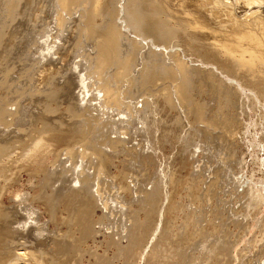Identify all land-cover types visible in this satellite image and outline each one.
Wrapping results in <instances>:
<instances>
[{"label":"bare ground","instance_id":"bare-ground-1","mask_svg":"<svg viewBox=\"0 0 264 264\" xmlns=\"http://www.w3.org/2000/svg\"><path fill=\"white\" fill-rule=\"evenodd\" d=\"M1 1L0 3L2 4L3 2ZM23 1L24 0H5L4 5L0 4L3 6L0 7V264H86L91 259L88 258L86 263L83 262L84 258L82 260L80 254L84 255L85 252H87L89 256H92L91 258H94L93 260L96 264H114L112 254H114V258L117 260L119 258L128 259L130 255L134 257L137 255L135 259L133 257L132 260L141 259L142 251L145 253L147 249V246L144 249L146 242L143 243L146 228L145 226L143 228L141 224H143V219L145 223L146 220L149 222L148 219L153 218L154 215H157L156 212L160 211L158 204L162 201L160 202L159 200V198H161L159 182L164 179L162 174L166 175V172H164L166 170L160 171L162 177L159 175L151 178L148 177L146 181L144 180L143 184L141 183L142 185L139 183V186H136L138 188H134L132 191L126 189L131 192V199L128 197L129 201L127 203L126 201L121 203L120 200L117 202L115 201L114 204L113 202L110 203L115 206H110L106 203L99 205L100 203L97 201L98 195L96 196V192L94 193L92 191L93 185L91 184V179L94 177L92 180H96L100 177V179L103 180V184L107 183L117 188L120 187L121 190L122 185H119L123 183L117 180L114 175H111L109 171V166L114 165L115 160H118L120 156L123 157L124 163L129 162H125V160L130 159L133 161V163L131 162L133 165L135 162L137 163L135 166H139L142 169L145 167L147 169V166L150 167L153 166V164L155 166L156 164L153 162H155L156 156L158 155H156V151L158 150L156 144L160 141L158 138L162 139L164 137L162 134V137H160L158 133L160 132L161 125L159 126V124L161 123V118L165 116L166 113L161 116L160 113L162 112L160 111H165L169 108L170 111L172 109V111H176L174 109L178 110L179 115L176 114L177 111L175 113V115H178L176 119H184L190 123V125H187L189 126V130H187L189 131V133H187L188 137L192 135V138H194V140L196 139L194 144L192 143L191 145L193 146L190 152L192 159L194 156H198L199 149L211 152L213 146L216 147L215 144L222 147L217 146L218 149L221 148L223 151L228 150L230 158L231 154L236 151L235 145L237 146L238 144L237 138L245 141V138L251 135L248 128V122L251 121L250 113L253 111L257 113L258 119L256 120V125L257 127L264 128V63L260 56L263 54L261 53L264 50L263 46L261 47L263 50H260V52L258 51L262 44L263 39H261V36L263 35L261 34L264 30L262 29L263 31L261 30V34L258 35L260 37L255 35L256 32H254V30H256V25L254 26L255 29L253 28L251 30L254 33H250V30L249 32L247 30H245L246 32L243 31L245 34L242 36L246 38L253 47V49L248 47L247 49L250 48L249 51H245L249 53L248 60H246V58L233 57L231 54L230 57L226 53V56L232 59L227 60V58L220 53L221 50L218 51L219 49L217 51L214 50V53L211 50V54L208 52V54H202L200 53V49H195V46L191 43L183 45L190 51H193L191 53L197 55L198 58H196L195 62L186 64L184 55L181 54L180 50L176 49L178 45L176 43H179V40L177 38L178 34H175L174 31L178 29H175L174 23L172 24L168 12L164 9L161 0H114L113 4H109L108 1L110 0H54L55 3H60V10L58 13H63V16L67 14L70 15L73 11L79 12L77 27H74L78 30V38L85 37L89 42H92V51L90 50L86 59L81 62V64L79 62L77 65V68L80 70L70 65L73 62L68 63L73 69L70 66L69 69H65L67 65L64 67V63L59 67H55L54 65H56V63L54 64V60V62L50 61L51 58L50 60L47 58L45 60L47 54L38 55V59L34 62L35 65L34 63L32 64V70L35 69L36 73L38 71L36 75H39V78L41 75L43 77L45 76L47 81L46 86L44 85L45 83H43L45 87L43 86L44 88L39 89V83V85L33 84V86H37V88L32 90H19L18 85L13 84L16 80H13V66L9 63L7 55L9 53V43L15 37V27L18 23L21 24L22 22V20L18 21L17 18L22 14L21 9ZM250 1L253 2L255 0H248L247 3L249 4ZM260 1L261 0H257L258 4ZM23 15L26 14L24 13ZM27 15V17H31L29 13ZM39 17V15L36 16V18ZM228 17L227 15L226 19ZM263 17H261L262 20ZM64 18H66V16ZM15 20L17 21L13 26L12 23H14ZM25 20L28 21L30 18H28V20L26 18ZM251 21L248 23H251ZM35 22L36 21H34V23ZM261 22L262 21L259 22V25H261ZM242 23L243 22L239 24L242 26ZM253 24L254 23L249 24L251 26L248 27V29L253 27ZM37 25L39 24H36V26ZM33 26H35V24ZM238 27L240 26L238 25ZM243 28L240 30L242 31L247 27ZM260 28H262V26ZM183 29H185V27ZM256 31H258V29ZM257 34H259V32ZM175 38L177 39L175 40ZM37 42L39 43L38 40ZM185 46L184 48L186 49ZM213 48L215 49V47ZM219 54L224 58L220 57ZM262 63L263 65H261ZM80 71H83V73L80 74ZM28 72L29 71H27V73ZM240 72H242V74H240ZM33 75L32 73V76L30 75L29 78L35 81ZM228 76L230 79L231 77L235 78L236 82L229 81L226 78ZM10 88L13 89V93L16 97L11 96L12 92L10 93ZM75 88L78 89L77 94H74L76 93L74 92ZM133 89L137 92L136 95L133 94ZM247 89L249 91H247ZM27 93L29 97L40 95L43 97V103L40 104V111H42V113H37V115L35 111H32V113L35 112L37 115V117L33 116V123H29L31 119L29 120L27 118L28 110L26 105H24L25 103H23L25 100L23 98ZM204 95H207L209 98L206 99ZM38 101L41 102L40 99H38ZM93 101L96 103L94 102L95 104H93ZM62 109H65V111L63 112ZM241 113H243L242 115L245 113L247 122L242 119ZM30 115L32 114L30 113ZM156 116L161 117L156 118ZM64 117H68L69 121L65 120ZM164 118L162 121L166 120H164ZM25 119L29 120L27 123H29V125L31 124L30 126L28 125L25 127L27 121ZM240 125L242 127H239ZM167 128L165 127L166 130H163L167 131ZM240 129L242 132H240ZM129 131H132L131 135L133 136L139 134V136L143 138L144 144L140 145V143V146H135L137 143L135 141L136 143L132 144L134 146L129 145L131 143H127ZM162 131L160 133L164 134L165 131ZM237 134L239 137H237ZM168 135H170V133H168ZM166 136L163 138L164 140L168 138H166ZM152 137L157 139L152 141ZM129 139L133 141V137ZM260 141L264 142L263 129ZM61 142L64 144L65 148L58 149L57 144ZM187 142L188 140L184 144ZM198 142L203 143L202 146L199 145ZM157 146H159V144H157ZM258 148L264 151V143ZM233 154L232 157L234 159L237 156ZM207 155L208 154H206V156ZM195 161L196 159L192 160V166ZM68 162L70 163L69 165H67ZM120 162L121 161H119V163ZM199 162L197 161L198 165L193 166V169L196 171H191V175L188 174L186 178H184L186 181H184L183 185H185L184 187L187 191H185L184 188L182 189H184L183 191L190 197V202L191 200L193 203L206 201L203 203L207 204L217 195V191L215 190L217 188L215 187L217 181L214 177L203 175L201 172L202 168H198L199 164H201V162ZM256 163L260 170H264V161L257 160ZM162 169H165L164 166ZM197 170H200V172ZM24 172L27 175L26 188L38 189L39 191L41 190V193L35 196H29L27 192L20 193L19 188L21 187L23 189V185L20 183L22 179L20 178V174ZM128 173H126L123 167L121 168L120 175L123 178V182L124 179L129 178ZM95 177L97 178L95 179ZM99 182L101 184V180ZM71 183H74V185H71ZM100 184H97V186ZM128 184L129 183H127V185ZM125 185L126 184H124V186ZM148 185L150 186L148 187ZM238 185L242 186L244 184L240 185L238 182ZM244 187L242 186L244 189H241L243 191H241L238 196H242V198L246 197V199L244 198L245 201H247L245 207L250 205L254 207L253 209H256V214L259 213L262 209V204H264V196L262 194L259 196L255 194L251 182ZM99 188H96V190H99ZM102 188L101 190L104 192L106 188ZM163 188H165V186H163ZM235 190L233 192H235ZM127 191H125V193ZM123 192L119 193L120 196L124 194ZM129 192L127 193L129 194ZM4 195H7L6 198L11 200V207L9 205L3 206L2 197ZM28 200L49 206L48 208L53 210H50L51 213H55L54 216L60 207H63L67 213L68 211H73L72 207H75L77 209H74L77 211L76 214L74 213L75 218L70 215V212L68 213L70 215L69 217H72L69 223L70 225L71 222H73L72 224L78 223L80 229L85 228L87 224L88 226L92 225V223L89 225V222L91 220L93 221L96 210L95 207L97 208V206L101 209V215L98 217V221L105 218H117L116 220L118 221L120 218L123 221L121 225L122 233H119V230V232L116 233L118 234L116 238L113 236L114 233L113 235L109 234L113 231L107 232L108 235L103 233V240L100 241V244L103 243L113 246L115 252L111 253V258L106 254H99L97 252L98 250L91 249V247H85V252L83 251L84 253H81L80 250L77 251L79 249L77 246H71L72 244L74 245L75 242L71 241V243H69L70 240H72L70 238L68 241V237H71L68 236L69 234L64 235L67 236L65 239L68 242L64 240L65 242L63 241V243L61 242L62 239L60 240L58 238V244H55L63 248V251H61L62 249L60 250L63 253L56 251V254H51L52 251L49 253V251L43 250L42 248L37 249L38 247L35 246V242L32 243L31 240H29L31 242L28 241V237L32 233L33 228L29 227L28 230H26V228L24 230V227L27 226V221L19 227L11 226L14 223H18V220H20L16 219L15 216L11 218L14 210H21V207L28 206L27 204L31 203V201L28 202ZM177 202L174 201V204L170 207L178 210V207L181 205L180 207L182 210L181 202ZM75 203H78L77 207ZM193 203L190 205L187 203L186 206L189 205L192 207L194 206ZM183 204L185 205V203ZM199 204L192 209L188 208V210L183 207L184 214L179 212L181 216L183 215L184 217H176L180 219L178 222L183 220V222L178 224H182L179 226L181 227L180 231L178 225H174L177 227L174 228L178 230L179 233L175 231L177 234L175 233L176 235L173 234L175 236L170 237L171 232L174 230H172V227L168 226L167 228L165 227V229L169 233H167V231L161 232L156 242L154 241L152 249H149L151 251V255H149L153 256V258L155 257L153 260V262L156 260L155 264H180L183 259L184 264H193V262H200V264L202 262H204V264H231L234 239L231 241V238H227L226 234L228 232H225L226 229L224 230L223 236L218 235L220 231H222V222L226 225V220L223 221L222 216L226 214L227 211L225 213H219L220 211L217 212L219 208L216 207L215 204L213 207L207 205V209L201 207L204 204L198 206ZM211 204H213L212 201ZM162 207L164 206H161V208ZM221 207V209L224 208V210L231 209L229 206L225 208L221 205ZM232 209L234 210V208ZM232 209L231 212L233 213ZM68 214L66 217H68ZM217 214H222L221 217L219 216L221 218V222L219 221V223H217L218 220L216 222ZM29 215L23 216V220H28L29 218L25 217ZM172 215L175 214L172 213ZM50 217L52 216L50 215ZM223 217H225V219L226 217L230 219L228 215ZM176 218H174V220ZM61 219L63 220V218ZM174 223L175 222H173V224ZM88 226L84 231V239L88 240V238H90L94 241L97 233L100 232L102 228H100L101 230L99 231L98 227L97 229H93L88 228ZM99 226L101 227V225ZM252 226L251 222H247L244 228L250 229ZM223 228L225 227L223 226ZM40 229L42 228L40 227ZM105 230H107V228H105ZM243 231L245 230L243 229ZM59 234L60 236L62 235L61 233ZM212 234L213 236L217 234L214 238L215 241L212 239L208 241L210 240L208 237ZM83 235L79 237L82 239ZM31 236L35 239V236L30 235V237ZM216 236L217 238L218 236L221 239L223 238V241L219 239L216 240ZM56 237H54L55 240ZM122 238L125 239V243L122 241ZM225 238L230 241L227 239L225 241ZM21 239L22 241H20ZM38 239L34 241L38 242ZM77 241L79 242V240ZM192 241L194 242L193 245H195L197 241V245H195V250L192 248V251L189 252L188 250H191L189 248L194 247L190 244L193 243ZM81 243H83V241ZM142 243L143 249L141 250L140 246ZM80 244L78 245L80 246ZM149 244L150 243H148V245ZM38 245L40 246V244ZM250 245L253 247V252H251L255 257H247L248 260L246 259V264H254L253 261L264 259V218L258 225V231L252 238ZM149 246L151 247V245ZM66 248H71L72 254L74 250L76 251L74 253L75 256L71 259L70 255L67 256L65 252L67 250ZM72 248L74 249L73 251ZM68 251L70 250H67V252ZM106 251L107 250H103L102 253ZM196 251L198 253H196ZM241 252H239V254ZM52 253H54V251ZM61 254H63V256L66 255L69 259L61 256ZM128 261L126 260L125 262L128 264ZM130 262L131 261H129V263ZM134 264H141L140 260L138 263L136 262Z\"/></svg>","mask_w":264,"mask_h":264},{"label":"rangeland","instance_id":"rangeland-1","mask_svg":"<svg viewBox=\"0 0 264 264\" xmlns=\"http://www.w3.org/2000/svg\"><path fill=\"white\" fill-rule=\"evenodd\" d=\"M4 1L5 0H2L1 2H3V3L2 4L0 3V4L4 5ZM104 1H107V0H104ZM161 1L163 2L164 9L166 10V12H168V16L171 19L172 24L174 23L173 25H174L175 29H178V30L174 31L175 34H178L177 38L179 40L178 41L179 43H176V44H178L176 46L177 47L176 49L180 50L181 54L184 55V61H185L186 64L187 63L189 64V62L193 63V62H195L196 58H198L197 55H195L194 53H191L193 51H190L185 46V45H188V44H191V43H193V45L195 46V49H197V50L200 49V53H202V54L203 53L206 54L207 52L209 54H211L212 51L214 53V50L217 51L219 49L218 51H220V50L222 51L223 50L222 52L220 51V53H222V55L225 58H227V60L231 59V58L229 59V57H228V56H230V54L233 57H236V58L237 57H239V58L241 57V58H244V59L246 58V60H248L249 59V56H248L249 53H247V52L249 51L250 48L253 49V47L248 42V40L246 38H244L242 35L245 34V32H246L245 30H247L248 32H249V30L251 31L254 28L255 25H256L255 26L256 30L258 29V31L254 30V32H256L255 35H257V36L260 35L261 34V30L262 29L264 30V23H263L264 22L263 21L264 20V17H263L264 16V1L263 0H261L259 4H258L257 0H255L253 2L250 1L249 4L247 3L248 0L247 1L246 0H161ZM108 2H109V4H111V3L113 4L114 0L113 1L110 0ZM115 3H116V1H115ZM1 5H0V7H3ZM59 8H60V3H55L54 0H24L23 1V6H22V9H21V13L22 14L19 15L18 18H17L18 21L22 20V22H21V24L18 23V25L15 27V31H14L15 37L12 40L10 39L11 42L9 41L10 42L9 43L10 45L8 46L9 53L7 55L8 56L7 58L9 59V63H11L12 66H13V70H12V76L14 75L13 80L14 81L16 80L13 84H17L18 87H19V90L20 89H24V90L27 89L28 91L32 90L34 88H37V86H33V84L34 85H39V83H40V86H39L40 88L39 89H42V88H44L46 86L47 81H46L45 76L43 77L41 75L40 76L41 79H40L39 75L38 76L36 75L38 73V71L36 73L35 69L32 70V66H33L32 64L34 62H36V60L38 59V57H37L38 55L47 54V56L45 57V60H46V58L48 60H50V58H51L50 61L54 60L55 61V62L53 61L54 64L56 63V65H54L55 67H57V66L59 67L60 65H62L64 63L63 64L64 67H66V65L68 67V68L66 67L65 69H69V66L71 65L73 68L75 67L78 70L79 68H77V65L79 64V62L81 64V62H83L86 59V57L89 55L88 52H90V50L93 48L92 47V42H89L85 37L78 38V35H77L78 34V30L74 26H76L77 23H78L79 12H76V11L74 12L73 11V13H71L70 15L67 14V15L63 16V13H61V12L58 13L59 10H60ZM212 8H214V9H212ZM0 10H1V8H0ZM23 12L26 15H23L24 14ZM28 13L31 14L30 15L31 17H27ZM0 14H1V11H0ZM37 15L40 16L39 17L40 20H39V18H36ZM227 15L229 16L227 18L228 20L226 19ZM24 16H25V18H24ZM65 16H66V18H64ZM86 16H87V13H86ZM230 16H231V18H230ZM222 17H224V18H222ZM261 17H263V20H262ZM26 18H27V20H28V18H30V20L26 21L25 20ZM32 18H36V19H32ZM174 18H175V20H174ZM229 18H230V20H229ZM233 18H235L236 20L233 19ZM31 19H32L33 22L31 21ZM251 19H252V21H251ZM255 19H259V20H255ZM17 20H15V22L12 23L13 26H14V24H16ZM65 20H66L68 25L66 24ZM67 20H69V21H67ZM178 20H180V21H178ZM232 20L233 21L235 20L234 22L236 23L237 26L235 25V23ZM34 21H36V22L34 23ZM237 21H238V24H237ZM249 21H251V23H248ZM254 21L255 22L257 21V22L255 23ZM260 21H262L261 25H259ZM179 22H180V24H179ZM227 22H228L229 25L227 24ZM241 22H243V23L245 22L246 24L244 23L245 24L244 25L242 23V26H241L239 24ZM181 23H182V26H181ZM252 23H254L252 25L253 27L248 29V27L251 26L249 24H252ZM34 24H35V26H33ZM36 24H39V25L36 26ZM30 25H31V27H30ZM64 25H65V27H64ZM238 25L241 28H243L244 26L247 27V28L244 27L245 29L243 28L244 30L241 31L240 30L241 28L238 27ZM179 26H180V28H179ZM183 26L185 27V29H183L184 28ZM234 26H236V27H234ZM261 26H262V28H260ZM181 27H182V29H181ZM237 29H239V30H237ZM243 31H245V32H243ZM254 32L251 31L250 33H254ZM258 32H259V34H257ZM261 35H263V36H261V39L264 40V31L262 32ZM191 37H192V39H191ZM258 37H260V36H258ZM177 38H175V40ZM37 40L39 41V43L37 42ZM263 40H262V44L260 46V49L258 50L259 52H260V50L262 51L263 48H264V41ZM49 42H51V43H49ZM247 42H248V44H247ZM35 44H38V45H35ZM183 44H185V45H183ZM198 45L199 46L201 45L200 46L201 48ZM184 46L186 47L187 50L184 48ZM262 46H263V48L261 49ZM211 47H212V49H211ZM213 47H215V49ZM248 47H250V48L247 49ZM39 48H40V50H39ZM45 49H47V50H45ZM245 51H247V52H245ZM226 53L228 54V56H226L227 55ZM261 53L264 54V50ZM263 54L260 55V56H261V60L264 63V55ZM222 55L219 54L220 57L224 58ZM32 59H34L35 61L32 60ZM69 62L70 63L73 62V63L69 65L68 64ZM263 63L261 65H263ZM34 65H35V63H34ZM27 71H29V72L27 73ZM32 73L34 74L33 77H34L35 81L34 80L32 81L29 78L30 75L32 76ZM81 73H83V71H80V74ZM28 74H30V75H28ZM240 74H242V72H240ZM226 78L229 81L236 82V79L233 78V77H231V79H230L229 76L226 77ZM38 81H40V82H38ZM41 81H43V82H41ZM30 83L32 84V86H31ZM43 83H45L44 84L45 86L43 85ZM10 89L12 90V91L10 90V93L12 92L11 96L16 97V95L13 93V89L12 88H10ZM247 91H249V90L247 89ZM74 92H76L74 94H77L78 93V89L75 88ZM136 93L137 92H135L134 89H133V94L136 95ZM40 96H36L37 98L35 96L29 97L28 93H27V95L23 98V99H25L23 103H25L24 105H26V108L28 110L27 111V115H28L27 118L29 120L31 119L30 122H29V120L25 119V120H27L26 123L27 122L33 123L32 122L33 116L37 117V115L39 113H42V111H40L41 110L40 109L41 108L40 104L43 103V97L42 96L40 97ZM33 97H35V98H33ZM204 97L206 99L209 98L207 95H204ZM36 99H37V101H36ZM38 99H40L41 102H39ZM94 102L95 101H93L92 103L95 104L96 102L95 103ZM174 110H176L177 113H176V111H172L171 112L170 108L165 110L166 112L165 111H160V112H162V113H160L161 116H163L165 113L167 114V116L165 114V116H163L161 118V121H160L161 123L159 124V126L161 125L160 126V132L163 129H165V127L166 128L168 127V128H167V131H165L166 129L162 131V132L165 131L164 134L160 133V132L158 134H160V137H162V135H163L164 136L163 138H165V136L168 135V133H170V135L166 136V138L167 137L168 138L165 139V140L163 138L162 139L158 138V140H160V141L157 140L158 141L157 144H159V146H157V144H156V147H158L157 149L160 152L157 150L158 151V153H157V151H156V155L158 154L157 156L159 158L156 156L155 162H153V163L156 164L155 165L156 167L153 164V166H150V167L147 166V169H146V167L142 169L139 166L138 167L135 166V165H137V163H135V162H134V165H133L132 164L133 161H131L130 159L125 160V162L126 161H129V162L124 163L123 157L120 156V158L118 160L117 159L115 160V164L114 165L109 166V171H110L111 175H114L117 178V180H119V181H121L123 183V184L120 183L119 186L122 185L121 186V190H122V192L124 191L123 192L124 194H121V196H120L119 193H122L121 190H120V187L117 188L116 186H112V185H109L107 183L103 184V180L100 179V177H98V179H96L97 177H95L96 180H92L94 177L91 179V184L93 185L92 186V191L94 193L96 192V196L98 195L97 196L98 197L97 201H98V203H100L99 205L106 203V204H109L110 206H115V205H113L114 202L115 201L117 202L119 200L121 201V203H123L125 201L127 203L129 201V198L131 199V192H129V191H132V189H134V188H138L136 186H139V183H140V185H142L144 183V180L146 181V179L148 177L151 178V177H156L158 175L161 176L160 174H162V173L160 171L166 170V171H164V172H166V175L162 174L164 179L160 180L161 183L159 182V189H160V192H161L160 193V195H161L160 197L161 198H159V200H160V202L162 201L160 204H158V208H159L160 211L156 212V214L158 215V213H159V215L158 216L154 215V217H155V218L153 217L154 219L153 218H149L148 219L149 222L152 221V222H150V224H149V222H147V220H146V223H145L144 219L142 221L143 224H141V222H140L141 226L143 225L142 227L144 228V226H145V228H146L145 229V239L143 240V243L146 242L144 249L146 248V246H147V249H146L145 253H144V251H142L141 259H139V258L137 259L136 258L138 261L137 260H132L134 256H131V255L129 256L130 258H128L129 261H131L130 263H133V264L136 263V262L138 263L139 260H140L141 264H155L156 260L153 262L155 257L153 258V256H150L151 255V251L150 250L152 249V245H154V241L156 242V240L159 237V235L161 234V232L163 233L164 231H167L165 229V227L167 228L168 226L172 227V230H174V231H172L174 233L171 232V234H170L171 236L170 237L175 236L177 234V232L179 233V231L181 230V227H179V226L182 225V224H180V225H178V224L180 222H183V220H181L180 222H178V221L180 220L179 218L183 217V215L181 216V214H180V213L184 214L183 207H185L188 210V208L192 209L193 207H195L197 204L200 203V202L199 203H196V202L193 203L192 200L190 202V197L185 192V191H187V189L184 187L185 185H183L184 181H186L184 178H186V176L188 174H190L191 171H193V172L196 171V170L193 169V166L198 165L197 161L198 162L200 161L201 164H199L198 168L199 169L202 168L201 172L203 173V175L204 176H208L209 175L210 177H214V179H216V181H217V184H216L217 186L215 185V187H217L215 189L217 191V195H216L217 197L215 196L213 199H211L210 203L208 202L207 204H205L203 202H206V201H203L201 203H203L204 205L200 203L198 206L203 205L201 207H204L203 209H207L208 206L209 207L210 206L213 207L214 204H215V206L219 208V209H217V212L220 211L219 213H225L227 211L226 214H224L223 216H227L228 215L230 219H228V217H226V219H225V217H223L222 214H217V219H216V222L218 220L217 223H219V221L221 220V218H220L221 216H222V220L223 221L226 220L225 221L226 225H225L224 222H222L223 226L225 228H223V226H222V231H220V233L218 235L223 236L224 235V230L226 229L225 232H228L226 234L227 238L228 237H229V239L231 238L230 239L231 241L234 239L233 240L234 241V245H233L234 247H233V250H232V253H231V257H232L231 258L232 259L231 260V264H246L245 261L248 260L249 256H254L255 257V255H252L253 254L252 253L253 252L252 251L253 247L250 245V243H251L252 238L255 236V234L258 231V225L260 224V222L264 218V204H262V209L259 211V213L256 214V209H253L254 207H252L250 205H247L248 208H247V206L245 207V204H247L246 203L247 201H245L246 197L242 198V196H238V194L241 191H243L241 189H244L245 188L244 186L246 184L250 183V182L253 185L255 194L257 196H259L261 194L264 196V170H260L258 164L256 163L257 160L264 161V151H263V149L261 151L258 148L260 145H263V143H264V142L260 141V138L262 137V129L264 130V128L263 127H259V126L257 127V125H256V120L258 119V116L256 115L257 113H254V111L252 113H250L251 114V118H250L251 121L248 122V124H249L248 128H249V131H250V134H251L250 137L247 136L245 138V141L243 139L240 140L239 138H237L238 139L237 140L238 144L236 143L237 144V146L235 145L236 151H234L233 153L235 154V156L238 157V159H237V157L233 159V157H232L233 153L232 154L230 153L231 156L229 158V151L228 150H224L223 151V150H221V148H222L221 146L215 144L216 147H214L212 145L213 146V150L211 152H207L206 150L199 149L198 150V152H199L198 156L196 155L193 158V159H196V161L193 162V166H192L191 162H192L193 159H192V156L190 155L191 154L190 152L193 149V146H191V145H192V143L194 144V141H196V139L194 140V138H192V135H189V137H188L187 133H189V131H187V130H189V126H187V125H190V123L187 120H184V119H180V120L176 119L177 116L179 115V113H178L177 109H174ZM32 111H35L36 114L37 113L38 114L36 115L35 112L32 113ZM62 111L64 112L65 109H62ZM249 112H251V111H249ZM30 113L32 115H30ZM175 113L178 114V115H175ZM242 114L243 113H241L242 119L245 120V122H247V117H246L245 113H244V115H242ZM158 116H159V113H158ZM244 116L246 117V119H245ZM65 117H66V115H65ZM160 117L156 116V118H160ZM164 117H166V118H164ZM168 117H171L172 119L168 118ZM163 118H164V120L166 119L165 120L166 122L162 121ZM65 120L69 121V118L67 117V118H65ZM26 123H25V127L29 125V123H27V124ZM158 123H159V121H158ZM239 127H242V126L240 125ZM240 132H242L241 129H240ZM131 134H132V131L131 132L129 131V134H128L129 138L133 137V141L131 139H129V138L127 139V141H128L127 143L128 144L131 142L129 145L135 144L136 142L138 144L136 143L135 146L139 145L140 143H141L140 145L144 144L143 138L140 137L139 134L138 135L135 134L136 135V136L134 135L135 137L133 135H131ZM185 134H186V136H185ZM238 134H237V137H239ZM154 139H157V138L152 137V141H154ZM138 140H139V142H138ZM187 140H188V142L186 144H184ZM198 144L202 146L203 143L198 142ZM57 146H58V149L59 148H65V146H64V144H62V142L58 143ZM132 146H134V145H132ZM217 146L221 147V148L218 149ZM219 150H221V151H219ZM159 154H161V155H159ZM206 154H208V155L206 156ZM231 159H233V160H231ZM119 161H121V162L119 163ZM69 164L70 163L68 162L67 165H69ZM122 164H123V166H122ZM158 164H159V166H158ZM161 166L162 167L164 166L165 169H162ZM190 166H192V167H190ZM122 167L126 170V173L129 172L128 173V177L129 178L128 179H124L125 183L123 182V178L120 175V170H121ZM190 168H191V170H190ZM142 170H144V171H142ZM233 170H235V171H233ZM197 171L200 172V170H197ZM167 173H168V175H167ZM20 176H21L20 178H22L20 180V183H22V185H23V189L21 187L19 188L20 193L27 192V193H29V196L30 195L35 196L38 193H41L40 192L41 190L39 191L38 189L26 188L27 187V180H26L27 179V175H26L25 172L21 173ZM166 176L169 177V178H167ZM166 179L169 180V181H167ZM97 180H98V183H97ZM100 180H101V184L99 182ZM126 182L129 183V184L127 185ZM166 182H167V184H166ZM238 182L240 183V185L244 184V185H242L244 188H242V186H239ZM181 183H182L183 187H182ZM97 184H100V185L97 186ZM124 184H126L127 186L126 185L124 186ZM71 185H74V183H71ZM104 185H105V187H104ZM100 186H102V187H104L106 189H104V188H102ZM129 186H130V189H129ZM149 186L150 185H148V187ZM163 186H165V188H163ZM222 186H223V189H222ZM96 188H99V190L98 189L96 190ZM101 188L104 189L105 191L103 192V190H101ZM122 188H124L125 190L122 189ZM182 188H184L185 191H183L184 189H182ZM231 188L232 189L235 188L239 192H237L235 189L232 190ZM117 189L120 190V191H118ZM126 189L129 190V191H127ZM234 190H235V192H233ZM125 191L129 192V194L127 192L125 193ZM232 193H235V194H232ZM99 194H100V196H99ZM6 196L7 195H4L2 197L3 206H8L9 205L11 207L12 206L11 205V200L9 198H6ZM123 196L125 198H127V199H125ZM121 197H123V198H121ZM236 198H238V199H236ZM17 199H18V197H17ZM29 201H31V203L27 204L28 206H26V207H21V210H19V209H15L14 210L13 209L14 213H13V216L11 218H14V216H15L16 219H20V220H18L19 221L18 223H14L11 226L12 227H19V226H22L24 223H26L25 221H27V224H26L27 226L24 227V230H25V228H26V230H28L29 227L33 228V231H32V233L30 235L35 236V239H33L34 237L32 238V236L30 237V235H29L28 241L31 240L32 243L35 242V246L38 247V248L36 247L37 249L42 248L43 250L49 251V253L51 251L52 252L54 251V253L51 252V254H56L57 252L63 253V252H61V251H63V248L61 246L55 245V244H58V242H57L58 238L60 240L62 239L61 242H63L64 240L67 241L65 239V237H67V236H64V235L65 234L66 235L69 234L68 236H71V237H68V241L71 238L72 240H70L69 243H71V241L75 242L74 245L72 244L71 246H77L79 248L78 250L76 249L77 251L80 250L81 253H84L85 252L84 251L85 247L86 248L87 247H91V249H96V251L98 250L97 252L99 254H104V255L106 254L110 258L113 255L112 259H113V263L114 264H116V263L120 264L121 262H122L121 264H125V263L127 264V262H125L126 260L128 261L127 258L126 259H123V258L120 259L119 258L117 260L116 258H114V254L111 255L112 252H115V250H114L115 248L113 246L105 245L103 243L100 244V241L103 240V236H102L103 233L108 235L107 232L109 233V231H113V232H110L109 234L113 235V233H114L113 236L115 238L117 237L118 234H116V233H118L119 230H120L119 233H122L121 225H122L123 221L120 218L118 219V221L116 220L117 218H112V219L111 218H105V219H103L101 221H98V217L101 215V209L98 208V206L96 205L97 208L95 207L96 210H95V215L93 217V221L91 220L89 222V225H91V223H92V225L88 226V224H87V226H88V228H93V229H97V227H98L99 231L101 230L100 228H102L103 231L101 230L100 232L97 233L96 238L94 239V241L92 239H90V238H88V240H85L84 239V237H85L84 231H85V228L87 226L85 228H81L80 229L78 223H76L78 226L75 223L72 224L73 222H71V225L69 223V221H71V219H72V217L71 218L69 217L70 215L73 216V218H75L74 217V213L76 214V212H77L76 211L77 209L75 207H72L73 211H71V212L68 211V213L69 212L71 213L70 215L66 212V210L63 207H60V209L57 210V213L55 215L56 217H55L54 216L55 213H51V211H53V210L48 208L49 206L41 204V203H37L35 201L32 202V200H28V202ZM174 201L175 202H177V201L181 202L183 211L181 210V207H180L181 205L179 206L180 208L178 207L179 211L177 209H172L170 207L171 205L174 204ZM211 201H212L213 204H211ZM111 202H113L112 205L110 204ZM179 202H177V203H179ZM189 202H190V204L193 203L194 206L191 205L192 207H190L189 206L190 205ZM215 202L218 203L219 206ZM183 203H185V205ZM187 203L189 204L188 206H186ZM77 204L78 203H75L76 207L78 206ZM221 205L223 207H225V208L226 207L228 208V206L231 209L234 208V210L232 209L233 213L231 212V209H228V210L227 209L224 210V208L221 209L222 208ZM161 206H164V207L161 208ZM165 207H166V209H165ZM169 207L171 208V211H170ZM74 209H76V210H74ZM172 210L173 211L175 210V211L173 212ZM229 210H230V212H229ZM16 211H17V213H16ZM59 211H61V212H59ZM168 212H169V214L170 213L171 214L169 215ZM251 212H252V214H251ZM49 213H51V214H49ZM59 213H60L61 216L59 215ZM172 213L175 214L176 216L172 215ZM24 214L25 215H29L30 214L29 216L25 217V218H29L30 220L29 219L28 220L27 219L23 220L24 219L23 216H25ZM67 214H68L69 218L66 217ZM50 215L52 217H50ZM170 216L171 217L174 216V217L171 218ZM177 216L179 218H176ZM53 217H54L55 220L53 219ZM218 217H219V219H218ZM61 218H63V220L65 219L66 221L65 220L63 221ZM174 218H176V219L174 220ZM108 219H109L110 222L108 221ZM94 220H96V221H94ZM112 220H113V222H112ZM62 221H63V223H62ZM99 222H100V224H99ZM106 222H107V225L105 226ZM173 222H175V223L173 224ZM247 222H251V224L253 225L250 229L249 228H247V229L244 228V226H246ZM68 225H70V226H68ZM99 225H101V227ZM146 225H148V226H146ZM174 225H178L179 231L175 229L177 227L174 226ZM40 227L43 230L40 229ZM82 227H84V226H82ZM105 228H107V230H105ZM37 229H40V230H37ZM109 229H111V230H109ZM243 229L246 232L243 231ZM161 230H163V231H161ZM67 231H68V233H67ZM82 231H83L84 235L82 234ZM175 231H177V232H175ZM71 232H72V234H71ZM242 232H245V233L248 232V233L247 234H245V233L241 234ZM57 233H58V235H57ZM59 233H61L62 235L60 236ZM167 233H169V232L167 231ZM55 234L57 235V237H56ZM173 234H175V235H173ZM81 235H83V238H82L83 240L80 238ZM215 235H217V234H214V236L212 234L210 237H208V239L210 238V240H208V241H211V239L213 241H215V239H214ZM42 236H44L46 239L44 237H42ZM62 236L64 237V239H63ZM38 237H39V239H38ZM54 237H56V240H55ZM74 238H75V240H74ZM227 238H225L224 240L226 241ZM36 239H38V242L34 241ZM218 239L223 241V238L221 239L219 236L217 238V236H216V240H218ZM60 240H59V244H60ZM77 240H79V242ZM80 240H81V242L83 241V243H81ZM124 240L125 239L122 238V241L125 243ZM194 240H196V239H194ZM230 240H228V241H230ZM20 241H22V239ZM31 241H29V242H31ZM198 241H199V239H198ZM228 241H227V243H228ZM36 242L38 244H40L41 247ZM47 242H48V244H47ZM77 243L78 244L81 243L82 245L83 244L84 245L82 246L80 244V246H79ZM143 243L140 246L141 250L143 249ZM148 243H150L149 245H151V247L148 245ZM86 244H87V246H86ZM190 244L192 246H194V247L189 248L190 247L189 246L188 248L191 249V250H188L189 252L192 251V248L195 250V247H196L195 245H197V241H196L195 245H193L194 242L190 243ZM197 247H200V246H197ZM67 250H70V251L67 252ZM67 250L66 251L64 250V251L66 252L67 256L70 255V259L75 256L74 253L76 251L73 248H72V251L74 250L73 251L74 255L71 252V248L67 249ZM103 250L104 251L107 250L106 252H108V253H106V252L102 253ZM182 251H183V249H182ZM186 251H187V249H186ZM65 252H64V254H65ZM239 252H241L240 253L241 256H240ZM196 253H198V252L196 251ZM263 253H264V251H263ZM51 254H49V255H51ZM87 254H88L87 252H85L84 255L80 254L81 255V259L83 260V258H84V260H86V261L83 260V262L86 263L88 258H89V259H91L89 261L90 263L89 262H87V263L88 264H94L95 263V261L93 260L94 258H91L92 256H89V254L88 255ZM133 255H135V254H133ZM61 256H63V254H61ZM67 256L65 255L63 257H67ZM135 257H134V259H135ZM67 258L69 259V257H67ZM93 261H94V263H93ZM129 261H128V264H130ZM196 261H197V259H196ZM258 261H260V262H258ZM258 261L256 260V261H253V262H254V264H262V263H264L263 262L264 259H261V260H258ZM181 263L184 264V259L181 261ZM202 263L204 264V262H202ZM190 264H192V263H190ZM193 264H200V262H196V263L193 262Z\"/></svg>","mask_w":264,"mask_h":264}]
</instances>
